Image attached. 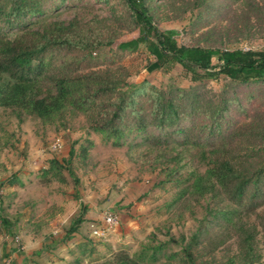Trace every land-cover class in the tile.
I'll use <instances>...</instances> for the list:
<instances>
[{
  "label": "rangeland",
  "instance_id": "rangeland-1",
  "mask_svg": "<svg viewBox=\"0 0 264 264\" xmlns=\"http://www.w3.org/2000/svg\"><path fill=\"white\" fill-rule=\"evenodd\" d=\"M144 1L153 25L172 31L180 45L264 50V0ZM49 2L59 6L42 27L71 24L70 39L102 45L92 49L88 62L72 60L70 69L122 67L127 83L146 89L191 85L180 67L158 69L142 48L116 50L117 43L137 35L123 0ZM226 83L220 78L202 86L208 97L225 91L238 101L228 111L235 138L218 148L203 149L192 134L152 144L137 131L115 145L69 108L43 117L0 106V216L13 221L9 228L0 224V264H115L123 257L134 264H187L192 237L195 264H242L240 241L246 235L254 244L253 264H264V203L237 209L227 223L213 213L234 205H226L223 195L213 197L215 180L210 189L194 181L228 149L252 150L232 155L246 172L264 164V84ZM104 213L116 223L103 226ZM76 218L81 223L69 233ZM96 227L103 233L93 234Z\"/></svg>",
  "mask_w": 264,
  "mask_h": 264
},
{
  "label": "trees",
  "instance_id": "trees-1",
  "mask_svg": "<svg viewBox=\"0 0 264 264\" xmlns=\"http://www.w3.org/2000/svg\"><path fill=\"white\" fill-rule=\"evenodd\" d=\"M46 2L49 7H45ZM123 3L137 35L117 43L116 50L133 52L142 48L152 57L156 68L180 67L190 86L167 85L164 89L135 86L125 81L122 67L70 69L72 60L78 65L91 60L92 49L99 48L101 43L93 44L79 37L70 39L71 24L53 22L42 27L40 22L59 6L49 0H0V106H14L43 117L69 108L84 114L91 130L115 145L131 131L139 132L143 140L157 145L167 143L175 134L183 140L192 134L202 142L197 145L203 149L206 145L218 148L232 143L237 129L231 127L228 111L233 103L237 105L236 97H228L225 91L208 97L202 86L220 78L230 85L264 84V50L251 53L180 45L172 31H161L153 25L144 0H123ZM35 25L39 26L32 31ZM58 51L63 52V57ZM150 129L156 130V135L152 136ZM261 136L264 138V132ZM245 150L248 149L239 151ZM239 151L224 150L218 163L215 161L203 176L194 179L200 184L208 183L209 189L215 180L213 197L223 195L226 205H234L213 213L227 223L237 209L254 210L264 203V164L244 171L239 165L242 163L232 156ZM71 155L70 150L68 157ZM68 164L66 161L65 165ZM80 223L79 218L73 220L68 232H75ZM0 224L9 228L13 221L0 216ZM194 239L186 247L187 264H195L190 251L195 246ZM240 242L241 263L253 264L252 239L246 235ZM115 264L134 263L123 257Z\"/></svg>",
  "mask_w": 264,
  "mask_h": 264
},
{
  "label": "built area",
  "instance_id": "built-area-1",
  "mask_svg": "<svg viewBox=\"0 0 264 264\" xmlns=\"http://www.w3.org/2000/svg\"><path fill=\"white\" fill-rule=\"evenodd\" d=\"M102 222H103V226L105 227H110L112 225H114L116 223V219L115 216L110 214V213H104L103 217H102ZM95 230H93V234L98 235V234H102L104 231L103 229H99V228H94Z\"/></svg>",
  "mask_w": 264,
  "mask_h": 264
}]
</instances>
